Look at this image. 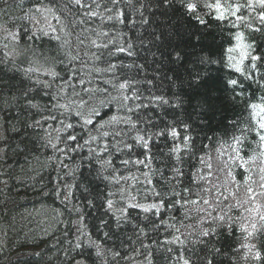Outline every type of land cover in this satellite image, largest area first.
Wrapping results in <instances>:
<instances>
[{
    "label": "trees",
    "instance_id": "1",
    "mask_svg": "<svg viewBox=\"0 0 264 264\" xmlns=\"http://www.w3.org/2000/svg\"><path fill=\"white\" fill-rule=\"evenodd\" d=\"M240 2L245 3L247 0H240ZM82 4L85 6L76 5L74 0H43V5L52 7L54 12L53 14H41L34 10L29 11L31 4L28 0H24L22 4L20 0H0V61H2V55L12 53L11 56H7L12 60L10 65L0 64V79L7 82L0 85V125L9 129L7 132L8 149L4 158L0 159V174H2L0 180L7 181L6 185L0 184V264H75L76 260L83 259L89 254L90 258L87 260V264H96V254L94 253L96 244H99L103 250V259L107 264H148L144 260V256L147 255L151 264H182V261L178 259L179 253L184 249L185 255H189L187 249L193 247L190 242L185 245L179 243L164 244L157 237H160L159 234L157 235V228H154L150 223L153 220L148 219L146 221L135 211L129 212L130 223H122L121 227L116 229L113 220L111 219L110 222L109 219L112 217V213L109 212L105 215L106 209L100 207L101 201L99 199L96 200L95 208L83 207V209L89 210L87 217L90 220L88 222L92 232L87 230L74 232L69 226V222H67L65 229L60 226L61 221L58 212L52 211L55 210V203H52L55 200L49 199L48 191L53 189V176L44 156L45 148L34 149L32 144L27 141L28 151L21 152L17 148L26 133L30 137L35 135L31 129L23 127L25 122L31 121V116L21 93L28 88H35L34 81L37 77L47 79L41 71L31 73L32 80L29 81L24 76V72L29 67L47 66L44 57L55 56L58 59H63L66 65L73 66L77 70L76 81L81 79L85 81L84 84H75L74 91L79 93V96L72 95V89H68L64 94L67 99L75 101L71 112L60 115L59 112L53 110L52 114L57 115L58 120H50L48 125H51V129H59L61 127L59 121L61 120L65 123H73L75 125L74 134L83 137L79 140L81 145H83L84 140L89 139V135L97 137L95 141H90L88 145L79 148L77 153H72L75 159L70 160L68 165L72 171L79 169L87 181H91L89 186L93 191L90 198H95L97 192L111 191L115 193L110 198L115 201V207L112 211L116 214L118 209L125 207L123 205L124 200L147 205L153 203L156 197L147 195L149 185L142 173L147 172L148 169L132 164L127 166L120 164V157L127 156L128 150L125 149L120 152L116 149L122 147L125 139L123 134L122 136H113V139H110V133L108 136L102 135V133L107 132L105 126L108 121L115 114L120 118V122L127 115L133 121L139 116L138 127L141 128V131L147 129L149 133H154L162 129L165 124L160 119L161 110L155 109V105L150 103L151 97L153 95H165L171 98L173 93L180 95L184 101L181 109H177L175 112L169 110L167 120L170 121L174 117H179L191 125V135L194 137L195 147L194 157L191 160L185 158L184 168L187 176L197 172V170H200L202 175H207L208 170L203 164H200L197 152L202 150L204 145L208 146L216 138L229 139L228 136L224 135V127L229 119L235 118L239 109L227 99L230 93L222 90L224 79L230 75L227 70L216 64L197 65L198 70L204 75L203 83L197 86L192 83L186 68L203 54H209L214 59L218 58L221 49L229 46L230 31H235L226 22H217L208 17H205L208 20V27H204L194 20H189L179 5H173L171 8L158 6L157 0H82ZM242 11L243 9L238 14L243 15ZM261 11L264 9L260 7ZM91 12H95L96 15H90ZM26 13L29 17L34 16L35 18L25 19ZM45 16L47 20H45ZM56 16L60 17L59 21L55 18ZM109 16L113 18L108 19ZM257 17V14H253L247 21L253 26H260ZM49 23L56 27L55 33L50 32ZM4 29L12 32L29 29V35L35 33L42 38L31 42L27 41L26 37L19 41H12ZM41 29L49 31V36L43 37ZM242 32H245L246 36L249 37L253 35L247 28H244ZM105 33L106 35H104ZM57 35L61 37L60 41L51 39L52 36ZM255 35L260 34L255 33ZM197 36H199V40L196 39ZM66 39L69 44L60 48V44ZM92 40H95L101 47H94L91 44ZM104 44H107L108 47H102ZM5 45L8 47L5 48ZM129 45H131L130 48ZM120 47L131 51L133 54L129 56L127 51L117 52L116 49ZM176 51L182 55L186 54L182 64L174 62L173 58ZM93 53L99 55L101 59L96 60L92 55ZM77 55L79 59H70V56ZM109 64H115L116 69L112 72L107 71ZM57 70L63 72V66H58ZM173 73L177 74L180 79L175 83H170L167 76ZM64 75L66 76L67 73L64 72ZM124 79L132 82V90L118 89V84ZM149 80L153 81L151 85L147 83ZM8 84H11L12 87H9ZM85 87L92 91L84 92ZM105 89L107 94L104 93ZM134 91L139 94L140 99L133 98ZM122 94L129 96L130 99L124 101ZM31 95H36L37 100H40V96L36 92L30 93ZM81 98L86 104L83 107H78ZM100 100H106L108 103L101 107ZM46 102L47 98L41 101V103ZM64 102L66 101L61 100V103ZM138 104L148 105V107L137 108L136 105ZM128 108H131L132 112H128ZM92 109H96L98 112V115L93 118L95 127L93 125L86 126L87 134H85L81 132L83 121L75 113L80 110L84 116H87ZM44 115H48V113L45 112ZM149 117L153 118V123L157 127H150L146 123ZM245 118H247V113H245ZM13 125L20 129L19 133L10 130ZM230 134L231 129H229ZM52 135L55 137L57 132L52 131ZM60 135L65 136L66 133H60ZM171 143V140L154 137L152 152L156 154L158 160H166V156L161 157L160 152L167 153V148ZM105 144L109 146V152L114 157H109L108 154L99 151ZM223 146L225 155L216 164L219 177L214 179L211 176L210 183L201 182V184L203 187H208L213 182L225 183L228 187L227 191H224L227 192L226 195L229 192L237 191L235 185L231 183L232 178L227 174L225 168V162H227L232 167L236 179L241 181L237 196L243 198V170L235 167L233 162L228 159L229 154H231L230 150L227 145ZM89 148L96 150L92 154L94 160L90 161L91 164L84 161L86 157L83 151L89 150ZM139 151L140 148L138 147ZM258 151L257 144L250 135L244 155L246 158L254 157L248 165L253 179L257 178V171L261 165L253 164ZM109 158L118 169V172L112 174L114 177L121 171L124 173L127 171L126 174L129 175L126 177V181L121 182L119 188L117 187L119 182L117 183L116 178L111 182L96 179L98 171L101 170L100 162ZM78 176L79 173H77ZM187 176L184 181L185 186L190 184ZM150 178L154 183L160 180L158 175H153ZM114 188L124 191L116 192ZM156 190L168 192L169 195L165 197L166 199L175 198L171 185L166 189H161L157 183ZM176 191H180V189L176 188ZM182 195L188 194L182 193ZM72 197L78 199L83 205L84 196L80 190L77 189L75 194L72 193ZM190 198L195 199L196 196L192 195ZM43 202H50L53 205L49 210L50 212H45V209L42 208L41 203ZM61 203L62 207L58 205L61 212L63 211L66 216L67 214L77 216L76 213L69 211L68 200H61ZM201 206H203L202 203L185 206L190 208L188 214L185 213L184 207L178 206V211L166 209L164 220L168 227H164V229L173 236L180 235L182 239L192 233L189 240L195 239L200 227L209 226L207 223H200V217L203 213H198L196 209ZM83 209L81 215H83ZM212 214L217 215L218 213L213 211ZM232 214L238 216L241 213L240 210L234 209ZM106 216L112 224L111 231L108 228L99 227L100 219H105ZM87 217L85 216V218ZM154 221L158 222L157 219ZM136 225L143 228L144 232L141 233ZM176 229L182 231L177 232ZM81 232L84 235H81ZM104 232H109L110 238H106ZM89 233L92 238L88 237ZM159 233L161 234V232ZM143 238H147L149 243L155 241L159 247H150L146 242L151 249L147 246L142 250L145 251L143 255H136L132 258V250L139 251L137 247L142 245ZM89 240L94 242L91 247ZM77 243H80L82 247L76 248ZM244 243H252L257 247L248 254L247 258H245L247 250L241 247ZM144 245H146L145 242ZM168 246H171V253L167 251ZM213 246L221 248L223 251L222 255L215 256L214 264H264V236L245 241L244 236H240L238 230L234 229L230 233L220 230V235L213 238V244H210L209 248ZM200 247V245H196V251H199ZM116 250L119 254L128 250L130 254L120 256L121 258L119 256L114 258L112 253ZM255 251H260L261 259L254 258ZM78 253H83L84 256L78 255ZM173 253L175 254L174 257H172ZM200 254L203 255L204 253L201 252Z\"/></svg>",
    "mask_w": 264,
    "mask_h": 264
},
{
    "label": "snow or ice",
    "instance_id": "2",
    "mask_svg": "<svg viewBox=\"0 0 264 264\" xmlns=\"http://www.w3.org/2000/svg\"><path fill=\"white\" fill-rule=\"evenodd\" d=\"M24 0H20L22 4ZM31 4L29 11L34 10L37 13H48L53 14L54 9L52 7H47L43 5V0H28ZM253 0H247L245 4H241L239 0H157L158 6H167L171 8L173 5H179V8L183 11L185 16L189 20H194L197 24L204 27H208V20L212 19L217 22H226L231 25L232 28H238V26H243L250 30L253 33L252 36H246L242 31H235L229 33V46L227 48H222L219 53L218 58H213L209 54L200 55L195 61L192 62L191 66L186 68V72L191 77L193 84L199 86L204 81V75L198 70L197 65L204 66L208 64L220 65L223 69L227 70L230 75L227 76L223 81V91L229 92L230 96L227 98L231 104L239 109V112L235 115L234 119H229L227 125L224 127V135L228 136L229 139L223 141L221 149H219V154L221 156L225 155L223 145H227V148L230 150L228 159L233 162V165L237 168L243 170V185H244V196L243 198H238L237 191L240 188L241 181L236 179L235 174L232 171V167L225 162V168L227 169V174L232 178L231 183H233L237 191L229 192L228 195L220 193L214 199H205L204 195H211L212 189L210 187H199V182H209L210 177L212 176V164L207 163L206 167L208 169L207 175H202L200 170L192 173L190 176H187L184 168L185 158L191 160L194 157V147L195 140L191 135V125L179 119V117H174L172 120H167V114L169 110L175 112L177 109H181L183 100L180 95L173 93L171 98L166 97L165 95H153L151 97L150 103L155 105V109L161 110V121L165 126L154 133H149L147 129L143 132L137 130V134L133 138L132 143L124 142L121 148H117V151L123 152L125 149L128 150V159H123L120 161V164L127 166L129 164L142 166L143 168L148 169L147 172L142 173L145 177V181L148 185L152 187L148 191L152 192V195L156 197V202L150 204H140V203H131L126 207L118 209L119 215H116L112 210L115 207V201L110 197L114 196L115 193L107 191L104 193L97 192L95 198H90L92 189L90 188L91 181H87V178L83 176V173L79 172V169H74L72 172H65L63 177H58V180L63 182L65 177H71L75 180L73 184H64L65 188H77L81 191L84 196L83 205H74L71 209L72 212L76 213L78 219L72 221V223L79 224L85 219L82 213L83 207L95 208L96 200L101 201L100 207L106 209L105 215L109 212L112 213L111 219L114 222L116 229H119L122 223H130L129 208H138L141 209L144 213H152L154 216L161 215V209H176L179 210V207L185 208V213L190 212V208L185 206L198 205L201 204L207 207H198L196 210L198 213H203L200 217V223H207L208 227H200L198 234L195 239L189 240V237L192 236V233H189L188 236H184L182 239L180 235L173 236L172 243H179L180 245H185L191 243L193 246L191 249H187L189 255H185V250L182 249L179 253L178 259L182 261V264H214L215 256L222 255L223 251L221 248L211 247L210 244H213V238L220 235V230L225 232H232V230H238L244 236L245 241H249L254 238H259L264 236V163H262L257 171V178L253 179L251 169L248 167L249 161L254 159V157H245L244 152L247 147V142L251 134L255 135V143L259 149L258 155L261 158H264V11H261L257 19L259 20L260 26H253L252 23L248 22L243 15H239L241 9L244 7L251 8ZM76 5L84 7L82 0H74ZM255 3H258L262 9H264V0H255ZM90 15L95 16V12H91ZM25 19H34L35 17H29L27 13L25 14ZM47 20V17H44ZM57 21L60 20L59 16L55 17ZM113 17L109 16L108 19ZM234 18V19H232ZM39 23V21H37ZM82 23V21H81ZM48 28L51 33L57 31L56 27L48 24ZM8 36L12 41H19L22 38L26 37L27 41L31 42L33 40H39L42 37L37 36L35 33L29 35V29H23L22 31H8ZM43 37L49 36V31H44L41 29ZM259 33L260 35H255ZM106 35V33L104 34ZM51 39L60 41V36H52ZM199 40V36L196 37ZM81 43H83L81 41ZM69 44V41L66 39L60 48H64L65 45ZM91 44L100 48L101 45H98L95 40L91 41ZM5 48L8 46L5 45ZM102 47L107 48L108 45L104 44ZM131 45H129V48ZM117 52H126L129 56L133 53L127 49L120 47L116 49ZM203 52V49H201ZM235 54V55H234ZM6 57L11 56L12 53H5ZM70 55V54H69ZM96 60L101 59L99 55L95 53L92 54ZM186 55V54H185ZM185 55H182L179 51L174 53V62L182 64L185 60ZM47 66L41 65L40 67H29L24 72V76L31 81V73H39L42 71V74L47 77V79H41L37 77L34 81L36 87L28 88L22 91L21 95L25 99L27 108L30 110L29 115L31 116L30 122H25L23 127L26 129H31L34 136L30 137L25 134L24 139L21 140V143L17 145V148L21 152L28 151V143L30 142L34 149L39 148H48L51 149L53 155L49 156L48 159L54 164H59L61 168L67 169L69 165L65 160H74L72 153H77V150L82 146L88 145L90 141H95L96 136L89 135V139L83 141V145L79 143L80 139L83 137H78L75 133V125L71 122L65 123L64 121H59L61 127L59 129H51V125H48V121H57L58 116L53 115V110L59 112L60 115L65 113H70L75 101L69 100L64 95L68 89H72V95L79 96V93L74 91L75 84H84L83 79L76 81L75 77L77 76V70L70 65H66L63 59H58L57 57H44ZM71 60L79 59V56H70ZM50 61V63H48ZM7 61H0V64L6 63ZM63 66V72L58 71L57 67ZM115 64H109L107 71L112 72L116 69ZM64 72L67 75H64ZM167 79L170 83H175L179 80L180 77L173 73L170 76H167ZM59 81V83H57ZM7 82L3 79H0V85H4ZM149 85L153 81H147ZM9 87H12L11 84H8ZM55 89V90H54ZM119 90L129 89L132 90V82L124 79L118 84ZM84 92H91V89L84 88ZM36 92L40 96V100H37L36 95H31L30 93ZM104 93L107 94V90H104ZM206 96L208 94H205ZM47 98L46 103H41V101ZM135 99H140L138 93H135ZM219 98V97H217ZM115 99V97H113ZM122 99L128 101L129 96L122 94ZM61 100L66 102L61 103ZM101 107L105 106L108 101L100 100ZM86 102L81 98L80 104L78 107H83ZM124 106V105H122ZM137 108H147L148 105L138 104ZM154 109V111H155ZM128 112H132L131 108L127 109ZM47 112L48 115H44ZM245 113H247V118H245ZM77 117H81L83 124L81 126V132L87 134L86 126L93 125V118L98 115L96 109H92L87 116H84L82 112L77 111L75 113ZM39 116V118H36ZM120 118L113 116L110 118L108 123H118ZM126 123H130L133 128H137V125L140 123V118L137 116L135 121L131 117H127L125 120ZM146 123L150 127H157L153 123V118L149 117ZM46 125H48L46 127ZM95 127V125H93ZM103 127V125H101ZM51 129V130H50ZM229 129H231V134L229 135ZM12 132L19 133L20 129H17L14 125L10 129ZM71 130V131H70ZM8 128L4 125H0V159H3L6 155V150L8 149ZM52 131H56L57 135L53 137ZM60 133H66L65 136H61ZM104 136H108L109 133H102ZM119 135V133H117ZM154 137L164 138L165 140L170 139L172 141L171 145L167 148V153L163 151L160 152V156L165 159H157L155 153L152 152V141ZM27 141V142H26ZM23 145V147H21ZM63 145V146H61ZM139 145L140 151L136 153V146ZM207 147V145H204ZM101 153H108L109 146L105 144L100 150ZM96 152L95 149L89 148V158L92 154ZM59 155H56V154ZM200 164H205L203 157L198 158ZM100 162V161H98ZM100 169L97 173L96 179L104 180L111 182L115 177L113 173L118 172V169L115 167L113 161L109 158L100 162ZM139 170V169H138ZM222 171L224 169H221ZM77 173L79 176L77 177ZM2 175V174H0ZM153 175H158L160 180L156 183L150 178ZM187 178L190 181L191 185H196L199 188L198 192L193 193L192 187L185 186L184 181ZM121 179H126L121 177ZM118 183V181H117ZM159 184L161 189L168 188L169 185L172 186V193L174 197H179V199L172 198L171 200L166 199L169 195L166 191H157L156 184ZM0 184H7L6 180H0ZM176 188H179L180 191H176ZM121 192L124 190L121 189ZM227 191V189H226ZM188 194V195H182ZM56 195H61V191L57 190ZM195 195V199L190 197ZM63 197L65 200H68V192H63ZM234 200V203L228 205L227 211L220 207L221 198L223 201H228L229 198ZM240 210V215L236 216L231 214L233 210ZM216 211L218 214L213 215L212 212ZM145 220L148 221V218L145 217ZM151 225L154 228H158L160 225H163L165 221L163 219L159 220V224L156 221H150ZM100 228H108L112 230V224L109 220L103 218L99 221ZM141 233L144 232V229L139 225H136ZM79 231V229H78ZM179 232V229H176ZM81 235H84L81 232ZM91 235L90 233L88 234ZM183 235V234H181ZM106 238L109 237V232H104ZM79 239V237H78ZM94 242L89 240V246L91 247ZM155 243V241L153 242ZM200 245L199 251H196L195 246ZM76 248H81L82 245L77 243ZM147 247V245H144ZM242 248L246 249L245 258L248 254L256 248L255 244L244 243L241 245ZM109 251H111L109 249ZM169 253L172 252V249L167 250ZM204 254L201 255L200 253ZM95 254L96 256L103 255L100 245H95ZM113 257L119 256V252H113ZM78 255L84 256L83 253H78ZM89 256H84L83 259L76 260L75 264H87ZM255 259H261L260 251H255Z\"/></svg>",
    "mask_w": 264,
    "mask_h": 264
},
{
    "label": "bare ground",
    "instance_id": "3",
    "mask_svg": "<svg viewBox=\"0 0 264 264\" xmlns=\"http://www.w3.org/2000/svg\"><path fill=\"white\" fill-rule=\"evenodd\" d=\"M239 2H240V0H239ZM242 2V1H241ZM240 2V3H241ZM246 3V2H245ZM245 3H241V4H245ZM260 5L258 4V3H255V0H253V2H252V7L251 8H248V7H244V8H242L243 9V15H244V17L246 18V19H250V17L253 15V14H257V16H259V14H260ZM232 19H234V18H232ZM228 24V23H227ZM230 25V24H229ZM231 26V25H230ZM232 28V27H231ZM245 27H243V26H238V28H232L234 31H243V29H244ZM246 32V31H245ZM244 32V33H245ZM245 35H246V33H245ZM2 61H4V60H6L7 62L5 63V64H11L12 63V60L10 59V58H8V57H6L5 55H2ZM79 104V103H78ZM79 112H80V110H79ZM113 116H116V114L115 115H113ZM112 116V117H113ZM117 117V116H116ZM127 117H129L128 115H127ZM127 117H124L123 119H121V122L120 123H108L106 126H105V129H106V131L108 132V133H110V139H113L114 137H116L117 136V133H119V135L120 136H122V134H123V138L125 139V141L124 142H127V143H132L133 142V138L135 137V135L137 134V130H139V131H141V128H139L138 127V125H137V128H133L132 127V125L130 124V123H126L125 122V120L127 119ZM133 120V119H132ZM142 132V131H141ZM112 135V136H111ZM252 135V137H253V139L255 140V135L254 134H251ZM114 136V137H113ZM216 138V137H215ZM225 138H227V137H225ZM168 141H170V139H168ZM223 141H225L224 140V138L223 139H218V138H216L215 140H213V142L212 143H210L207 147H203V149L202 150H200V151H198L197 152V157L198 158H200V157H203V159L205 160V164H203L204 165V167L207 169V167H206V164L207 163H211L212 164V169H211V171H212V177L214 178V179H217L218 177H219V172H218V167H217V165L216 164H218L217 162L218 161H221L220 159H223V157H224V155L223 156H221L220 154H219V149H221V146H222V144H223ZM138 147H139V145H137L136 146V153L138 152ZM223 148H224V146H223ZM44 151H45V153H44V156H45V159H46V162H47V165H48V167L49 168H51V170H52V176H53V183H52V188L53 189H51V190H49L48 192H49V199H54L55 200V202H52L53 204L55 203V210H52L53 212L55 211V212H58V216H59V220L61 221L60 222V226H62V228L63 229H65L66 228V226H67V222H69V226L71 227V229L74 231V232H76V231H78V229H79V231L80 230H87L88 232L90 231V232H92L91 231V229L89 228V222L88 221H90V220H88V217H87V214L89 213V210H85V209H83V216L85 217H87V218H85L83 221H81L79 224H76V223H72V221H76L77 219H78V217L76 216H74V215H69V214H67V216L65 215V213L63 212H61V210L58 208V205H60L61 207H62V203H61V200H65L64 199V197H63V192H68V194H69V198H68V202H69V204L70 205H68L69 206V208H70V210L69 211H71V208H73V204H76V205H81V202H79V200L77 199H75L74 197H72V193H74L75 194V191L77 190V188H65L64 187V184H73V183H75V180H73L71 177H65V179H64V181L63 182H61V181H59L58 180V177H63L64 176V174H65V172H72V170H70V167H68L67 169H63V168H61L60 167V165L57 163V164H54L52 161H50L49 159H48V157L49 156H51V155H53V152H52V150L51 149H48V148H45L44 149ZM84 152V155H85V163H87V164H91V160H94V158H93V156L92 157H90L89 158V150H85V151H83ZM259 152V151H258ZM258 152H257V158L253 161V164H262V163H264V158H261V157H259V155H258ZM105 154H108L107 156H109V157H114L112 154H110V152H108V153H105ZM117 154H118V152H117ZM56 155H59L58 153L56 154ZM73 157H74V154H71ZM127 156H121L120 158H121V160H123V159H128L129 158V155L128 154H126ZM199 160V159H198ZM65 162L67 163V164H69L70 163V160H65ZM251 163H252V161H251ZM208 170V169H207ZM127 173V171L124 173V172H119L117 175H115V178L117 179V181L119 182V184L117 185V187L119 188V186H121V182H124V181H126V179H121V177H128L129 175L128 174H126ZM226 185L227 184H225V183H220V182H218V183H214L213 182V184L211 185V186H208V187H210L211 189H212V192H211V195L209 196V195H206V194H203V193H201V195H204V198L205 199H214L216 196H218L220 193H223L224 195H226L227 194V192H224V191H226V189L228 188V187H226ZM152 186L151 185H149V188L148 189H150ZM189 187H192V189H193V193L194 192H198L199 191V188L196 186V185H191V184H189ZM199 187L200 188H203V186H202V184H201V182H199ZM121 188V187H120ZM115 189V188H114ZM147 189V190H148ZM57 190H60L61 191V195H56V191ZM115 191L116 192H119L120 191V189H115ZM78 192V191H77ZM46 194V193H45ZM147 195L148 196H150V197H154L153 195H152V192L151 191H148L147 192ZM61 199V200H60ZM175 199H179V197H175ZM42 201H44V200H42ZM154 202H156V200H154L153 201V203ZM121 203V202H120ZM131 203H137L136 201H130V200H124L123 201V205L126 207L128 204H131ZM231 203H234V201L232 200V199H229L228 201H223L222 200V198H221V203H220V205H221V207H223L226 211H227V208H228V205L229 204H231ZM42 204V208H44L45 209V212H50L49 210H51V208L53 207V205L50 203V202H43V203H41ZM50 204V205H49ZM178 207V206H177ZM179 208V207H178ZM131 211H135V212H137V214L140 216V217H142V218H145V217H147L148 219H151V220H158V222H157V224H159V220L160 219H165V217H166V209H161V215L160 216H154L152 213H144L141 209H138V208H129V212H131ZM178 211V210H177ZM232 214V213H231ZM116 215H119V211L117 210L116 211ZM108 217L106 216V218H105V220H108L107 219ZM110 219V222H111V218H109ZM165 221V220H164ZM87 222V223H86ZM113 222V221H112ZM133 223V222H132ZM88 224V225H87ZM131 225V224H130ZM178 226V225H177ZM164 227H168V225H167V223H164L163 225H160L158 228H157V230H158V233H157V235L159 234L160 235V237L159 236H157L158 238H159V240H162L163 241V243L164 244H167V243H169V244H171L172 242V238H173V235L172 234H168V233H170L169 231H167V230H165L164 229ZM180 231H182V230H180ZM159 232H161V234L159 233ZM239 232V231H238ZM239 235L241 236H243V234L241 233V232H239ZM88 237H90V238H92V236L90 235H88ZM148 238V237H147ZM147 238H143V242H142V245H144V242H145V244L149 247V245H150V247H155V246H157V247H155V248H158L159 246H158V244L155 242V243H153L154 241H151V243H149L148 242V240H147ZM73 239H75V237H73ZM146 242H148V244L146 243ZM141 244L137 247L138 248V252H135V251H133L132 250V258L134 257V256H136V255H139V256H141V255H143V252H145V251H142L143 250V248L145 249L146 247H144V246H142ZM168 245V244H167ZM166 245V246H167ZM149 247V248H150ZM169 248H171V246H168ZM151 249V248H150ZM255 249H257V247L255 248ZM101 251L103 252V250L101 249ZM115 252H118L117 250L115 251ZM95 253V252H94ZM126 254H130V251H125L124 253H121V254H119V257L120 256H124V255H126ZM172 255V254H171ZM174 253H173V255H172V257H174ZM121 258V257H120ZM144 260H145V262L146 263H148V264H151V262H150V258H149V256L147 255V256H144ZM262 258V257H261ZM96 260H97V263L96 264H107L105 261H104V259H103V255H101V256H96ZM142 261V260H141ZM143 262V261H142ZM109 264V263H108Z\"/></svg>",
    "mask_w": 264,
    "mask_h": 264
}]
</instances>
